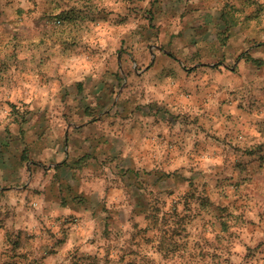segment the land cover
<instances>
[{
    "label": "rangeland",
    "instance_id": "rangeland-1",
    "mask_svg": "<svg viewBox=\"0 0 264 264\" xmlns=\"http://www.w3.org/2000/svg\"><path fill=\"white\" fill-rule=\"evenodd\" d=\"M163 1L0 0V148L16 126L66 117L72 70L140 38ZM188 3L229 42L234 103L220 98L189 123L196 136L177 144L182 160H165L180 184L129 216L39 219L38 235L30 217L15 228L19 217L0 213V264H264V0Z\"/></svg>",
    "mask_w": 264,
    "mask_h": 264
},
{
    "label": "crops",
    "instance_id": "crops-1",
    "mask_svg": "<svg viewBox=\"0 0 264 264\" xmlns=\"http://www.w3.org/2000/svg\"><path fill=\"white\" fill-rule=\"evenodd\" d=\"M159 7L140 38L72 70L66 117L16 126L1 146L0 213L19 217L15 228L24 217L38 235L39 219L129 216L149 205L153 191L180 184L179 173L167 171L177 164L165 160L180 162L177 144L196 134L189 123L228 99L223 61L232 51L188 0ZM11 150L22 167L11 163Z\"/></svg>",
    "mask_w": 264,
    "mask_h": 264
}]
</instances>
